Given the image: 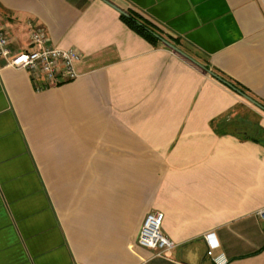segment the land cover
I'll return each mask as SVG.
<instances>
[{"label": "crops", "instance_id": "0c3cea01", "mask_svg": "<svg viewBox=\"0 0 264 264\" xmlns=\"http://www.w3.org/2000/svg\"><path fill=\"white\" fill-rule=\"evenodd\" d=\"M0 26L81 53L39 91L0 58V264H264V145L231 133L264 110L214 76L264 107V0H0ZM151 210L165 256L135 242Z\"/></svg>", "mask_w": 264, "mask_h": 264}, {"label": "built area", "instance_id": "2783aa9c", "mask_svg": "<svg viewBox=\"0 0 264 264\" xmlns=\"http://www.w3.org/2000/svg\"><path fill=\"white\" fill-rule=\"evenodd\" d=\"M8 37L0 26V58L5 66L26 70L35 80L34 90L59 85L77 76L75 63L81 58V53L74 47L59 48L46 43L43 31L34 27L29 31L31 48L12 51L8 45ZM264 218V207L256 211ZM162 213L151 210L144 213L140 221L135 242L144 248L154 250L156 255L165 256L175 245L161 232ZM206 243L205 254L212 255L216 242L211 233L204 234ZM217 261V260H215ZM220 260L219 263H223Z\"/></svg>", "mask_w": 264, "mask_h": 264}, {"label": "trees", "instance_id": "16d2710c", "mask_svg": "<svg viewBox=\"0 0 264 264\" xmlns=\"http://www.w3.org/2000/svg\"><path fill=\"white\" fill-rule=\"evenodd\" d=\"M119 17L131 30L144 38L152 46H156L157 43L162 42V39L165 40L155 25L134 11L127 10L124 12V14L120 13ZM171 41L174 42L175 40L171 39ZM214 76L229 88L238 92H242L241 88H239L235 83L221 76ZM241 123L242 124H238L232 129V134H234L239 139H249L264 145V129L262 127H260L256 122Z\"/></svg>", "mask_w": 264, "mask_h": 264}, {"label": "water", "instance_id": "95a60500", "mask_svg": "<svg viewBox=\"0 0 264 264\" xmlns=\"http://www.w3.org/2000/svg\"><path fill=\"white\" fill-rule=\"evenodd\" d=\"M118 11H119V13H123V14H124L123 11H121V10H118ZM162 42H163L166 46H168L169 48H171V49H173V50H176V51L180 52V51H179L174 45H172V44L169 43L168 41L162 39ZM240 94H241L246 100H248L249 102H251L252 104H254L255 106H257L258 108L264 110V107H263L262 105H260L259 103H257L256 101H254L252 98H250L249 96L243 94L242 92H240Z\"/></svg>", "mask_w": 264, "mask_h": 264}]
</instances>
